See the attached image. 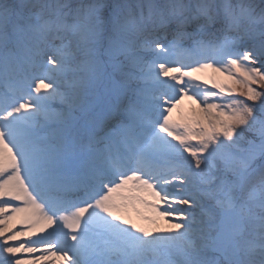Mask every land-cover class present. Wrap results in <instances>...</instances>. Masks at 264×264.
<instances>
[{
	"label": "snow or ice",
	"instance_id": "1",
	"mask_svg": "<svg viewBox=\"0 0 264 264\" xmlns=\"http://www.w3.org/2000/svg\"><path fill=\"white\" fill-rule=\"evenodd\" d=\"M0 264H264V0H0Z\"/></svg>",
	"mask_w": 264,
	"mask_h": 264
},
{
	"label": "bare ground",
	"instance_id": "2",
	"mask_svg": "<svg viewBox=\"0 0 264 264\" xmlns=\"http://www.w3.org/2000/svg\"><path fill=\"white\" fill-rule=\"evenodd\" d=\"M198 75H200V77H201V81H200L201 83L205 79H207L209 81V83H212L211 78L213 76H218L219 74H215L211 70H208L207 72L199 73ZM219 78L222 79L223 77H219ZM194 104L195 103L192 100H189L187 98L183 99L181 101L180 105L176 109H174V111H173V119L179 121V120L187 119V118L191 117L192 114L195 112L192 109Z\"/></svg>",
	"mask_w": 264,
	"mask_h": 264
},
{
	"label": "rangeland",
	"instance_id": "3",
	"mask_svg": "<svg viewBox=\"0 0 264 264\" xmlns=\"http://www.w3.org/2000/svg\"><path fill=\"white\" fill-rule=\"evenodd\" d=\"M222 79H223V78H222ZM208 87L211 88V83H208ZM194 103H195V102H194ZM191 104H192V103H191ZM192 109H193L194 111H198V105L195 103L194 106L192 107ZM131 219H132L134 222L138 223V224H139V223H142V221H140L139 217L136 216L135 213H133V214L131 215ZM159 224H160L161 227H167V224H166L163 220H160V221H159ZM36 255H39V254L37 253ZM24 258H27L26 254H25ZM53 259H55V258H53Z\"/></svg>",
	"mask_w": 264,
	"mask_h": 264
}]
</instances>
